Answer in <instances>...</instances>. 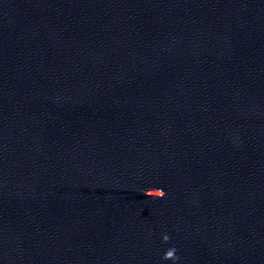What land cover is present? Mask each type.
<instances>
[{
    "label": "clouds",
    "instance_id": "1",
    "mask_svg": "<svg viewBox=\"0 0 264 264\" xmlns=\"http://www.w3.org/2000/svg\"><path fill=\"white\" fill-rule=\"evenodd\" d=\"M162 240H163L164 243H168L169 240H170V236L165 234V235H163ZM176 251L177 250H176V248L174 246L168 248L164 252L162 259L163 260H171V261H173V264H175V262L180 259L179 256H177Z\"/></svg>",
    "mask_w": 264,
    "mask_h": 264
}]
</instances>
